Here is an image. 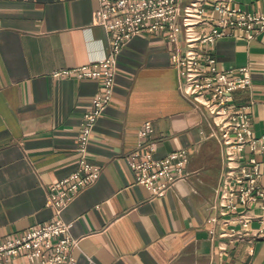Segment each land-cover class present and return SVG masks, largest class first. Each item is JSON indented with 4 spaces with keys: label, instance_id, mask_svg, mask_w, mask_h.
<instances>
[{
    "label": "crops",
    "instance_id": "0c3cea01",
    "mask_svg": "<svg viewBox=\"0 0 264 264\" xmlns=\"http://www.w3.org/2000/svg\"><path fill=\"white\" fill-rule=\"evenodd\" d=\"M186 2V0H184ZM245 12H264V0H230ZM97 0H0V240L48 222L49 184L76 166L81 116L97 92L91 80L52 78L107 54L108 33L94 24ZM204 49L221 71L246 66L252 86L234 94L250 104L255 137L264 134V31L247 41L234 31ZM165 35L133 36L120 50L113 98L88 143L98 179L80 191L60 217L72 222L75 264H264V240L226 244L207 233L216 213L224 150L206 111L180 94ZM148 122L143 144L153 157L184 148L185 179L162 197L133 182L126 159ZM250 156L245 153V159ZM261 156L257 159L261 160ZM3 264H28L20 256Z\"/></svg>",
    "mask_w": 264,
    "mask_h": 264
},
{
    "label": "built area",
    "instance_id": "2783aa9c",
    "mask_svg": "<svg viewBox=\"0 0 264 264\" xmlns=\"http://www.w3.org/2000/svg\"><path fill=\"white\" fill-rule=\"evenodd\" d=\"M97 1L93 22L109 35L107 54L88 64L51 73L55 79L69 77L98 84L81 116L75 169L48 186L46 206L53 211L50 221L0 240V264L20 256L28 264H75L70 251L78 239L70 234L72 222L63 221L60 214L80 191L98 179L100 169L91 163L87 147L96 120L112 101L121 48L133 36L154 34L165 35L175 46L179 40L183 42V52L175 50L170 57L178 72L180 94L206 111L223 146L216 213L207 220L209 238L217 241L219 254L226 244L242 242L250 246L252 254L251 245L264 240V134L253 135L250 104L234 103L235 92L252 86L250 70L242 66L233 73L223 72L204 47L231 37L234 31L251 40L264 31V12H245L232 6L230 0ZM150 132V124L144 123L126 164L134 173L133 182L159 198L188 175V154L180 148L154 158L153 146L143 144ZM245 153L250 154L247 159Z\"/></svg>",
    "mask_w": 264,
    "mask_h": 264
}]
</instances>
